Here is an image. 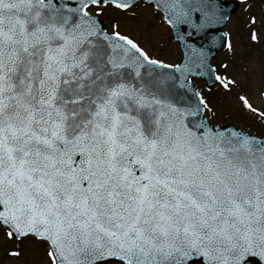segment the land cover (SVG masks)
Wrapping results in <instances>:
<instances>
[{"label":"snow or ice","instance_id":"6c2138e0","mask_svg":"<svg viewBox=\"0 0 264 264\" xmlns=\"http://www.w3.org/2000/svg\"><path fill=\"white\" fill-rule=\"evenodd\" d=\"M141 3L180 41L179 63L150 55ZM230 16L224 0H0L4 237L42 244L45 264H264V132L193 83L264 125V66L254 91L209 58L234 54L217 36Z\"/></svg>","mask_w":264,"mask_h":264},{"label":"rangeland","instance_id":"374dc122","mask_svg":"<svg viewBox=\"0 0 264 264\" xmlns=\"http://www.w3.org/2000/svg\"><path fill=\"white\" fill-rule=\"evenodd\" d=\"M135 12L138 18L151 26L152 39L147 45L150 55L165 59L167 62L179 63L181 60L179 46L173 41L171 31L162 22L161 15L142 4L135 8ZM252 17L257 20L255 25L249 23ZM111 18L120 17L113 15ZM253 31L257 34V41L251 39ZM129 32L133 37H137L136 30L132 29ZM225 33H229L232 39L234 54L224 49L214 59L213 63L217 73H224V69L221 67L224 63H228L229 70L233 72L245 69L243 74L254 82V91H257L260 84V70L264 66V0H245L239 12L231 18L225 27ZM193 82L213 99L217 108L223 113H231L229 122L258 134L264 132V125L257 123L254 118L242 116L237 111L239 105L234 95L228 96L219 86L208 92L201 81L193 80ZM253 101L257 106H264V97L254 95ZM17 247L22 253L21 257L14 258L8 255L9 251ZM0 264H45L44 246L32 239H25L17 244L14 240H7L0 231Z\"/></svg>","mask_w":264,"mask_h":264},{"label":"water","instance_id":"95a60500","mask_svg":"<svg viewBox=\"0 0 264 264\" xmlns=\"http://www.w3.org/2000/svg\"><path fill=\"white\" fill-rule=\"evenodd\" d=\"M238 2H228L227 0H224V7H225V10L226 11H231V16L234 14V13H236L238 10H239V8H240V6L239 7H235V5L237 4ZM233 8H235V10L234 11H232V9ZM230 16V17H231ZM230 17H229V19H230ZM229 19H228V21H229ZM227 21V22H228ZM227 24V23H226ZM226 24L223 26V27H221V29H220V31H219V33H217V36H219V35H222L223 34V28L226 26ZM174 35V34H173ZM174 39H175V37H174ZM176 40V39H175ZM176 41H178V40H176ZM179 42V44H180V41H178ZM199 43H201V44H203L206 48L207 47H209V44H208V40L207 39H201L200 41H199ZM217 43V45H218V41L216 42ZM180 48H181V44H180ZM223 50V48H219L218 46H213L212 48H211V51L209 52V58H210V61L212 62V59L213 58H215L216 56H217V54L219 53V52H221ZM213 66V65H212ZM214 67V66H213ZM204 83H205V79H201ZM210 84H211V82L209 81L208 82V86H210ZM206 85V84H205ZM208 86H206V87H208Z\"/></svg>","mask_w":264,"mask_h":264}]
</instances>
